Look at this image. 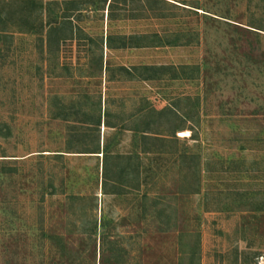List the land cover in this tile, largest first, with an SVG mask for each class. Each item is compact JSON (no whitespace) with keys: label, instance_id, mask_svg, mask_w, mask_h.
Returning a JSON list of instances; mask_svg holds the SVG:
<instances>
[{"label":"rangeland","instance_id":"1","mask_svg":"<svg viewBox=\"0 0 264 264\" xmlns=\"http://www.w3.org/2000/svg\"><path fill=\"white\" fill-rule=\"evenodd\" d=\"M111 1L0 0L7 2L0 3V264H116L115 255L122 264H258L264 0H162L166 19L153 20L150 0H115L113 22ZM59 5L79 9L72 14L79 37L50 45L44 8ZM152 33L166 45L119 48L123 36ZM110 35L116 48L107 46ZM146 65L165 68L134 70ZM143 107L172 111L162 117L165 135L180 128L173 144L166 136L164 160H143L159 166L161 178L145 179L135 203L104 196L103 155L84 153L96 145L84 121L102 117L103 147L107 109L118 123ZM145 119L132 126L142 129ZM112 142L115 152L135 151L132 134ZM73 193L83 198L67 197ZM144 193L163 201L162 234ZM102 214L116 220L105 245Z\"/></svg>","mask_w":264,"mask_h":264},{"label":"trees","instance_id":"2","mask_svg":"<svg viewBox=\"0 0 264 264\" xmlns=\"http://www.w3.org/2000/svg\"><path fill=\"white\" fill-rule=\"evenodd\" d=\"M7 4V2H0ZM13 3V2H12ZM10 4V3H9ZM8 4V5H9ZM119 4L120 2H116L115 0H112L109 3L108 6V18L110 21L117 20V13L119 11ZM165 1H159V0H150L149 5L150 8L146 10L147 18L150 19H166L165 14L161 13V7L160 5H165ZM107 5V3H106ZM43 7V6H42ZM45 12H48V17L50 19L48 20V26L50 27V30L47 32L45 36H47L46 42H48L50 45H52L53 40L58 43L62 40L67 39H75L79 37V35L75 32V28L73 26V20H72V14L74 12H80L79 9L76 8H69L66 7L64 9H61L60 5L57 10H51L49 7L44 8ZM105 8H103L104 10ZM124 11V10H123ZM138 13H140V10H137ZM126 12V11H125ZM127 13V12H126ZM122 19H125L126 14H122ZM30 23V22H27ZM0 33L5 32L3 31V28L5 27V22L3 18L0 16ZM36 26L31 25L29 27V31L33 33V35L37 34L33 31H35ZM79 30H81L79 28ZM81 35V34H80ZM6 36V35H5ZM60 36L61 38L57 37ZM44 39V38H43ZM122 42L119 44V48H144V47H150V48H160L166 45V40L163 36H161L159 33H152L147 35H134L131 36L129 41L126 39L125 36L122 37ZM116 41V36L110 35L107 37V46L109 48H116L114 45V42ZM147 42V44H146ZM130 43V44H129ZM144 68L145 71L153 73L161 72L165 66H157V65H146L145 67H136L134 66V70H140ZM135 79H140L139 74L134 71ZM112 111L108 108L106 111V117L103 120L104 126L109 132L105 136L103 147H101V126H102V117L99 116L95 120L84 121L87 122V133L92 134L94 140H96L95 149L84 152V153H92V154H102L103 155V166H102V174H101V182L99 183V180H97V189H101L104 196L114 198L116 200H132V203H135L136 199L140 198V194L142 189H147L149 184L145 183V179H147L149 176H153V179H155L154 182L157 183V180L161 178V174L159 172H156V168H160L159 166H149L147 167L146 163L143 162L144 159L149 157V155L155 154V161L159 162L164 160V155L168 154V151L163 150L167 147L168 144L171 142L166 138L167 135H165V132H163V119L167 120V114L170 111L169 109H161L156 110L154 108H146L143 107V109L137 110L136 114L131 116L129 120L123 121L120 120L118 123H114L111 121V113ZM145 113L144 118L145 121L143 122L142 129L132 126L135 122L138 121L139 116L143 115ZM151 114H154L158 116L159 121L157 122H150L148 119H150ZM174 114V113H173ZM182 121V120H181ZM183 123L186 122L182 121ZM145 123V124H144ZM151 124L154 125L155 129L152 128H146V125ZM144 129V130H143ZM180 130V128H176L175 131L171 132L170 135L167 137H172V144L174 143V137H176V131ZM112 133V134H111ZM126 134H132V140L135 145V151L128 152L126 154L118 153L113 151L112 146V140L113 136L116 135L119 140L124 139ZM112 135V136H111ZM193 139V138H192ZM120 145V142L117 144ZM148 146V148H147ZM156 151H152V147ZM178 148V147H177ZM95 151V152H94ZM177 152V151H176ZM174 151V153H176ZM182 151L177 152V155L181 154ZM61 156V155H60ZM186 156V154L183 155V157ZM60 158V157H59ZM186 158H188L186 156ZM149 173H152L149 175ZM97 193V192H95ZM64 195H67L66 193H63ZM71 200L76 201L81 200L83 196H76L74 193L72 195H68ZM81 198V199H80ZM85 198V197H84ZM143 199L140 200H149L151 202V214L152 217L157 219V222L159 223V229L157 232L164 233L165 230L160 225L163 224V217L165 214V209L163 206L162 199L153 198L148 193L143 194ZM94 199L97 202V195L94 196ZM72 206L75 207L74 203H72ZM96 209L98 208V205H95ZM132 211L136 210V205H132ZM74 208L71 210L73 211ZM115 219L111 218L109 215L102 214V219L99 225V231H101V241L102 243L107 241L110 237V234L114 233V228H112L113 232L109 230V228L115 224ZM98 224V222H97ZM98 228V225L95 224V229ZM94 230V229H93ZM98 230V229H97ZM96 231V230H95ZM103 243V244H104ZM105 245V244H104ZM112 257V258H111ZM111 259H114L116 264H122L121 260L119 259L118 255H115V257L111 256Z\"/></svg>","mask_w":264,"mask_h":264},{"label":"built area","instance_id":"3","mask_svg":"<svg viewBox=\"0 0 264 264\" xmlns=\"http://www.w3.org/2000/svg\"><path fill=\"white\" fill-rule=\"evenodd\" d=\"M258 264H264V256L259 258Z\"/></svg>","mask_w":264,"mask_h":264},{"label":"crops","instance_id":"4","mask_svg":"<svg viewBox=\"0 0 264 264\" xmlns=\"http://www.w3.org/2000/svg\"><path fill=\"white\" fill-rule=\"evenodd\" d=\"M135 115V114H134ZM143 115H145V113H143ZM143 115H141V116H143ZM133 116V115H132ZM141 116H139V117H141ZM130 118V117H129Z\"/></svg>","mask_w":264,"mask_h":264}]
</instances>
